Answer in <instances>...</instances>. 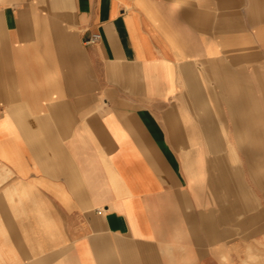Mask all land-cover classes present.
I'll return each instance as SVG.
<instances>
[{
  "label": "crops",
  "instance_id": "0c3cea01",
  "mask_svg": "<svg viewBox=\"0 0 264 264\" xmlns=\"http://www.w3.org/2000/svg\"><path fill=\"white\" fill-rule=\"evenodd\" d=\"M0 264H264V0H0Z\"/></svg>",
  "mask_w": 264,
  "mask_h": 264
},
{
  "label": "built area",
  "instance_id": "2783aa9c",
  "mask_svg": "<svg viewBox=\"0 0 264 264\" xmlns=\"http://www.w3.org/2000/svg\"><path fill=\"white\" fill-rule=\"evenodd\" d=\"M100 37H101V35H100L99 33H92V34L89 36L88 41H89V42H94V41L98 40Z\"/></svg>",
  "mask_w": 264,
  "mask_h": 264
},
{
  "label": "bare ground",
  "instance_id": "6f19581e",
  "mask_svg": "<svg viewBox=\"0 0 264 264\" xmlns=\"http://www.w3.org/2000/svg\"><path fill=\"white\" fill-rule=\"evenodd\" d=\"M179 5V4H178ZM186 8V5H184V4H181V5H179L178 6V10L180 11V10H183V9H185ZM176 10V9H175ZM178 12V11H177Z\"/></svg>",
  "mask_w": 264,
  "mask_h": 264
}]
</instances>
